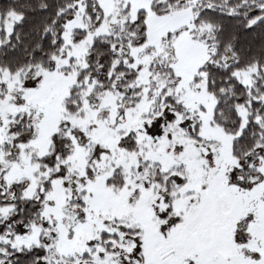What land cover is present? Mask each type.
Returning <instances> with one entry per match:
<instances>
[{
  "label": "snow or ice",
  "instance_id": "snow-or-ice-1",
  "mask_svg": "<svg viewBox=\"0 0 264 264\" xmlns=\"http://www.w3.org/2000/svg\"><path fill=\"white\" fill-rule=\"evenodd\" d=\"M0 264H264V0H0Z\"/></svg>",
  "mask_w": 264,
  "mask_h": 264
}]
</instances>
